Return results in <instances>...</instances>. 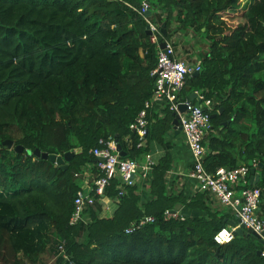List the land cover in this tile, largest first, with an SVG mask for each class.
I'll return each instance as SVG.
<instances>
[{
    "label": "trees",
    "instance_id": "obj_1",
    "mask_svg": "<svg viewBox=\"0 0 264 264\" xmlns=\"http://www.w3.org/2000/svg\"><path fill=\"white\" fill-rule=\"evenodd\" d=\"M141 1L0 0V264H68L61 256L44 258L62 241L72 264H264L258 253L264 245L255 236L235 232L229 241L214 239L229 219L210 209L207 192L186 198L168 189L172 157L164 136L174 118L168 105L164 117L148 125L145 146H136L129 125L152 95L158 52L137 12ZM148 2V14L165 24L164 38L170 14H152V5L177 8L209 41L200 72L177 94L184 101L196 90L212 101L206 170L255 159L259 179L252 185L263 194L264 0ZM110 136L124 158L141 160L149 140L165 149L151 172L152 199L142 203L135 185L126 186L111 216H100L94 202L85 209L88 221L70 225L80 189L74 174L84 163L93 177L98 174L91 151ZM78 148L63 164L34 153ZM119 184L113 179L105 194L116 197ZM181 205L204 214L164 219V210ZM145 215L154 222L125 231Z\"/></svg>",
    "mask_w": 264,
    "mask_h": 264
},
{
    "label": "built area",
    "instance_id": "obj_2",
    "mask_svg": "<svg viewBox=\"0 0 264 264\" xmlns=\"http://www.w3.org/2000/svg\"><path fill=\"white\" fill-rule=\"evenodd\" d=\"M129 5V4H128ZM130 6V5H129ZM150 4L148 0H142L137 8L139 15H142L149 29L150 42L155 44L157 61L151 70L153 77V90L151 97L144 102L143 108L138 112L135 119L130 123L129 129L137 136V147H144L148 134L149 113L154 104L168 105L169 109L179 115V126L184 136L185 142L192 156V169L189 176L196 182L199 192H207L213 195L219 203L231 207L237 215V225L250 228L251 232L264 239V216L259 213V206L262 198V189L250 184L251 167L256 168V160L251 164L239 165L233 168L219 167L215 172L210 173L204 166V156L207 153L204 141L212 132V122L210 109L212 101L205 98L200 92H196L198 105L191 102L187 104L186 111L178 112V104L186 101H178L177 94L185 84L188 76L195 72H200L201 66L188 62L177 56L176 50L171 40L165 39L161 25L148 20ZM133 9H135L133 7ZM164 41V50L159 47V39ZM131 145L132 139L126 138ZM118 141L110 136L107 139H99L98 144L92 149L91 154L97 159L96 169L98 174L90 181V190L84 192L81 188L77 191L73 203V212L69 219V224L74 225L83 220V214L88 206L94 204L96 197L104 196L106 189L113 179H118V192L116 201L124 194L126 186L136 184L138 178L149 180L153 166L156 164L150 153H145L141 160L124 158L117 151ZM80 173H75L78 177ZM240 187L239 194L236 195L235 188ZM164 219H183V215L177 210H164ZM154 222V217L145 215L138 221H133L126 228L130 232L133 228L144 223ZM225 233V236L221 234ZM235 233L234 227H224L219 230L214 239L217 242L229 241ZM60 253L63 260L72 264L68 255L60 246ZM264 256V250L261 251Z\"/></svg>",
    "mask_w": 264,
    "mask_h": 264
},
{
    "label": "crops",
    "instance_id": "obj_3",
    "mask_svg": "<svg viewBox=\"0 0 264 264\" xmlns=\"http://www.w3.org/2000/svg\"><path fill=\"white\" fill-rule=\"evenodd\" d=\"M169 40H171V38H169ZM176 53L179 58L186 60L185 58L186 55L183 52L176 51ZM195 91L196 90H193L189 94ZM194 99L197 101L196 97ZM166 106L167 105L164 106L162 104H157V103L154 104V107L151 109V112L149 113V124L151 123L152 125V123L155 122L156 120L155 116L158 118L164 117V110H165L164 108H166ZM212 132H214L213 126H212ZM164 140L170 144L169 153L172 157V165L166 177L167 187L170 191H175V192L182 191L185 197L189 198L194 194L198 193L199 191L197 190L196 182L189 176L192 169V156L185 142L184 136L181 130L179 131L177 130V128L175 129L172 126V128L167 133H165ZM148 144L149 145H148L147 153L151 154V157L153 158L155 163L159 162V160L161 159L160 157H163L165 155V149L156 140H149ZM79 173L80 175L76 177L79 187L84 192H88L90 190V181L93 178L91 165L89 163L88 164L84 163ZM256 173H258L257 170ZM150 182L151 179L144 180L141 178H138L136 181L135 193L138 195L142 203L149 202L152 199V196L150 195V191H149ZM256 182L257 181L255 180L252 181L253 184ZM239 190H240L239 186L235 188L236 195L239 194ZM98 200L100 202L104 200V203L102 202L103 205L101 204V208H102L101 210L103 214L104 213L106 214L105 217L111 216L118 202L116 201V197L115 196L112 197L108 194H104V196L99 197ZM261 203H262V198H261V202L259 203L260 204L259 213L261 215H264V204ZM207 205L212 210L216 209L221 211L223 214L228 215L229 220H234L235 218H237L236 212L231 207L222 205L213 195H210V203ZM173 210L179 211L183 216L204 214L199 210H189L184 205H181L179 207L177 206V208ZM228 227H232V226H230V224L228 223Z\"/></svg>",
    "mask_w": 264,
    "mask_h": 264
},
{
    "label": "rangeland",
    "instance_id": "obj_4",
    "mask_svg": "<svg viewBox=\"0 0 264 264\" xmlns=\"http://www.w3.org/2000/svg\"><path fill=\"white\" fill-rule=\"evenodd\" d=\"M177 8H165V7H160L159 5H152L151 6V12L153 13H158L161 14L164 18H166V16L168 15V12L170 14L168 21H169V25H168V35L169 38H171L172 43L174 45V48L177 52H183L186 55V60L188 62L191 63H195L198 64L200 66H202V61L205 54L207 53L208 49H209V41L203 36V33L201 31V27L195 23L193 20H185L184 19V15L177 14ZM148 20H150V22L152 23H156V19H154L153 15H149ZM203 30V28H202ZM166 38L165 39H168ZM247 163H243L240 165H244ZM104 200H102L101 202L95 199V203H99V205L101 206V204L103 205ZM264 204V191L262 194V203ZM95 204H93L94 206ZM110 211V210H109ZM85 216H83V222L88 221L89 217L86 215V211H85ZM100 216L105 217L106 214L102 213V211L99 213ZM264 216V215H263ZM60 244H63V241L60 242L56 248V246L54 248H56V252L53 256H49V254H45L44 258L48 259L49 261H53L56 260L58 257H60L61 253H60Z\"/></svg>",
    "mask_w": 264,
    "mask_h": 264
},
{
    "label": "water",
    "instance_id": "obj_5",
    "mask_svg": "<svg viewBox=\"0 0 264 264\" xmlns=\"http://www.w3.org/2000/svg\"><path fill=\"white\" fill-rule=\"evenodd\" d=\"M164 23L161 25V31H162V34L163 36L165 35V28H164ZM146 33L150 35V32H149V29L148 27H146ZM159 47L161 50H164V46H165V43L164 41L161 40V38L159 39ZM199 72H195L193 75H197ZM186 89H188V87H186ZM196 97V92H192L190 94V96H188L186 99H185V103H179L178 104V112L180 113H183L186 111V108H187V104L191 103L192 100ZM196 105H198V102L195 103ZM211 117H214V114L211 115ZM173 127L177 130H181V127L179 126V115L176 114V112L174 113V118H173ZM3 144L6 145L9 149L13 147V141L12 140H4L3 141ZM117 151L119 152L120 156H125V153L121 150V146L120 144H117ZM14 149L16 151H22L23 150V147L21 145H16L14 146ZM81 151L80 148L78 149H74V150H69L65 153H63V155H55V154H48V153H41L39 150H35L34 153L37 155V156H42L43 158L45 159H49L51 162L55 163V164H63V163H68L70 162V160L73 158V156L76 154V153H79ZM251 164V163H250ZM67 167V164L64 165V168ZM251 179H250V184H253L252 181L255 180V181H258L257 179H259V173H256V168L255 167H251ZM228 223L230 224V226L234 227L235 228V232L238 233V234H243V233H248V234H251L253 236H255L260 243H262L264 245V239L260 238L259 236H257L256 234H254L253 232H251L250 228H244L243 226H238L237 225V218H235L234 220H228ZM263 237H264V232H263ZM259 254H261V252L259 251L258 252Z\"/></svg>",
    "mask_w": 264,
    "mask_h": 264
},
{
    "label": "snow or ice",
    "instance_id": "obj_6",
    "mask_svg": "<svg viewBox=\"0 0 264 264\" xmlns=\"http://www.w3.org/2000/svg\"><path fill=\"white\" fill-rule=\"evenodd\" d=\"M221 235H222V236H225V238H227V235H226L225 233H222Z\"/></svg>",
    "mask_w": 264,
    "mask_h": 264
}]
</instances>
